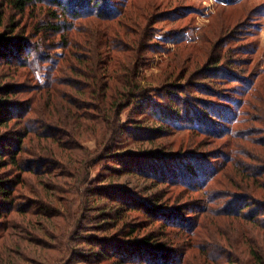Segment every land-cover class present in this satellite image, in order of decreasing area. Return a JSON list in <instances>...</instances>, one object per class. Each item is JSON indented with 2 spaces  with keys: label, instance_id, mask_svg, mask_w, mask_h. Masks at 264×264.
Wrapping results in <instances>:
<instances>
[{
  "label": "rangeland",
  "instance_id": "rangeland-1",
  "mask_svg": "<svg viewBox=\"0 0 264 264\" xmlns=\"http://www.w3.org/2000/svg\"><path fill=\"white\" fill-rule=\"evenodd\" d=\"M113 1L122 2L121 4L127 2L125 17L131 18L135 24H129L123 28L117 23H122L125 19L119 18L104 28L103 21H91L95 17L82 19V27H91L96 30L101 28L105 39L100 43L99 49H95L98 44L97 37L91 36L87 41V46L80 48V52L89 56L102 52L110 59L112 55L115 63H118V71L122 73L126 72L124 69L133 71L137 68L140 75L136 76L146 77V80L151 81H148L146 86H151V89L154 87L150 93L154 109L160 107L162 103L166 105L165 101L170 104L179 99L181 103L184 100L193 101L194 97L201 102H194V107L202 108V105L205 106L204 103L209 99L210 102L222 103L224 108L227 107V113L232 112L237 115L233 127L229 125V129L232 127L236 135L234 137L225 135V130L221 135H215L212 132L209 134L183 123L172 127L170 121L162 120L152 114L143 115L142 110L132 104L121 111L115 139H112V144L106 150L99 151V142L102 140L100 136L89 134L81 140L84 151L96 152L89 162L91 168L83 173L84 178L90 175L91 185L87 186L86 190L82 187L80 193L76 194L77 185L70 182L64 184L65 180L70 179L62 178V176L50 181L21 171L22 173L19 174H23L22 180H25L27 186H24L23 182L18 185L20 195L17 196L16 201L25 208L37 207L40 196L32 190L42 189L43 180L48 182L45 183L47 187L51 186L50 183L57 184L58 190L64 191L63 195L70 201V205L72 204L73 207L76 205L75 209L78 212L81 207L78 217L83 227L77 232L82 235L85 232L90 234L74 240L73 244L79 247L71 254L66 264H141L140 261L134 260L132 262L120 261L119 256L110 254L103 257L100 251L101 246L105 245L109 249L118 246L125 248L126 245L140 244L145 240L149 241V248L166 249L167 253L164 255L168 254L169 249L178 248L177 253L182 257L179 264H246L247 251L240 247L243 244L232 239L231 244L239 250V253L235 254L236 251L233 252L226 248L222 233H231V228L234 235H240V231H243L247 238L261 247L264 229L250 223L242 224L240 220L228 224L225 222L226 219L217 227L214 221H210V218L217 217L215 214L212 215L217 210L212 209L233 206L228 204L230 200L249 197L248 195H252L249 199L250 208L264 207V0ZM35 12L43 15L45 8H38ZM2 15L4 18H1ZM39 18L40 15L39 17L20 16L17 11L9 9L4 0H0V33L2 35L6 33L19 37L26 29L32 30V24ZM114 25H116L115 30ZM72 35L78 38L87 36L75 32H72ZM29 38L32 40L31 37ZM109 38H114L117 44L124 49L135 48L136 58L133 60L131 57L133 51H105L104 42ZM14 40H24L30 44V40L22 37L14 38ZM12 44L11 46L6 45L8 50L17 48L18 45L13 47ZM83 44L85 43L80 40L79 45L83 46ZM27 50L28 46L25 45L24 52ZM73 50L71 49L72 52ZM61 51L62 49H58V52ZM219 59H221V68L228 72L225 74L226 77L219 80L205 76L203 70ZM127 63H129L128 66L123 65ZM109 64L112 62L110 61ZM48 73L47 70L39 71V81H46ZM172 82H180V87L174 88L180 89L179 96L169 93V89L174 91L170 86ZM36 84L38 83L35 75L29 67L20 66L10 56L0 55V102L7 100L8 105H17L21 113L17 124L14 127L2 129L0 137L3 135L15 137L16 130H24L29 124L35 125L34 119H37V115L28 112L27 107L30 103L29 99L41 92ZM9 85L12 88L6 89ZM64 89L70 90L69 87H64ZM218 114L222 118L223 113ZM210 118L213 119V116ZM135 123L150 125V128L154 127L151 132L156 133L149 141L140 143L142 149L145 150L141 153H136L137 142L132 141L130 146H127L128 142H121V140H127L121 137L122 128ZM7 129L8 131H5ZM147 133L149 131H144V134ZM231 151L234 158L226 163L224 154L231 153ZM78 154L82 159L80 149ZM170 154H174V157L195 154L210 159L217 165L225 164L208 186L192 190L185 185L183 187L179 184L174 185L156 180L153 165L155 168L159 162L158 158H166ZM145 155L147 156L144 157ZM45 160L47 159L43 157L41 162L44 163ZM139 161L146 162L140 163L142 165L140 166ZM169 165L173 166V164ZM134 166H146L148 171L145 172L149 177L146 178L144 174H140L139 169L136 170ZM7 169L11 170L10 173L13 175L18 174L15 167ZM124 190L131 192L130 195L133 197H129ZM110 192L121 201L114 202L107 198ZM203 198L208 200L205 204L207 211L210 209V212H206L203 219L199 221L202 226L199 227L198 224L194 228V231L197 228L195 234L200 235V238L194 236L191 230H187L190 225L182 228L178 225L176 218L172 217L167 220L170 222H167L162 219L161 212L158 210L156 212L159 208L176 211L179 215L191 218L193 225L194 221L199 219L200 214L196 215L191 209L196 210L198 202ZM88 199L92 209L85 208ZM102 207H105L106 213L121 209L126 217L122 221H117L116 217L105 218L111 215H104L106 213L99 210ZM14 214L11 213L3 219L4 223L1 226L3 233L4 228L7 225L10 226L7 220H10ZM24 218L26 226L35 231L36 228L33 227L32 222L29 223V219L36 220L39 217L33 218L28 215ZM259 218L264 219V216ZM210 223H213L215 231L220 233L219 237L217 235L213 238L209 237ZM45 238L47 241L45 243L43 241L44 244L52 243L48 237ZM87 239L90 242L94 241L93 247H90L91 244ZM4 240L6 239L0 240V249ZM29 240L27 245L31 253V261L22 262L23 264H34L36 259L33 251L41 242L39 239ZM192 243L194 245H191ZM202 243L210 247L211 258L199 253L198 247ZM180 249L184 254L181 255ZM213 257L219 260L214 261Z\"/></svg>",
  "mask_w": 264,
  "mask_h": 264
},
{
  "label": "trees",
  "instance_id": "trees-1",
  "mask_svg": "<svg viewBox=\"0 0 264 264\" xmlns=\"http://www.w3.org/2000/svg\"><path fill=\"white\" fill-rule=\"evenodd\" d=\"M4 3L9 9L17 11L20 16L35 15L39 17L40 15L39 20L32 24V30L26 29L24 34L19 36L26 40H30L29 37H31L30 44L28 41L14 40V38H19L18 35L13 37L6 33L5 35L0 33V55L3 57L10 56L20 66L29 67L35 75L38 83L36 85L39 87L38 89H41V92L29 99L30 103L27 107L28 112L37 115V119H34L35 125L29 124L24 130H16L15 137L5 135L0 137V227L4 223V218L15 213L10 220H7L10 226L7 225L4 228V233L1 231L3 227L0 228V240L6 239L0 249V263L23 264L22 262L31 261V253L27 243H29V239H39L41 242L37 245L38 248L36 247L33 251L36 259L34 264H66L71 254L79 247L73 244L74 240L90 234L85 232L82 235L77 232L79 228L83 227L80 225V217H78L81 207L80 212H78L75 209L76 205L74 207L72 204L70 205V201L63 195L64 191L58 190L57 184L50 183L51 186L47 187L45 183L48 182L42 180V189L32 190L40 196V198L37 197L40 199L38 206L25 208L24 205L16 201L17 196L20 195L18 185L23 182V185L27 186L25 180H22L23 174H19L21 171L50 181L62 176V178L70 179L65 180L64 184L70 182L77 185L76 194L80 193L82 187L86 190V187L91 185L90 175L88 178H84L83 173L91 168L89 162L92 160L91 156L96 152L84 151L81 140L88 137L89 134L100 136L102 140L99 142V151L106 150L112 144V139H115L121 111L132 104L138 106L143 115L152 114L162 120L170 121L172 127L180 126V123H183L198 131H205L209 134L212 132L215 135H221L225 130V135L230 137L236 135L232 127L237 120V115L232 112L227 113V107L224 108L222 103L210 102V99L206 103L203 102L205 106L201 104L202 108L194 107L195 103H201L195 97L193 101L184 100L181 103L178 101L179 99L170 104L165 101L167 106L162 103L160 107L154 109L150 96L154 87L151 89V86H146V83L150 81L146 80V77L136 76L140 75L137 68L133 71L124 69L126 72L122 73L118 71V63H115L112 55L110 59L102 52L92 56L80 52V48L87 46V41L91 36L97 37L98 44L95 49H99L100 43L105 39L101 28L96 30L91 27H82V19L95 17L91 21H103L104 28L119 18L125 20L122 23H117L118 26L122 25L123 28H126L129 24L134 25L135 22L131 18L125 17L127 2L121 4L122 2H114L113 0H4ZM41 7L45 8L43 15L35 12ZM1 18L4 16L2 15ZM116 25L113 26L114 30ZM72 32L83 33L87 36L78 38L73 36ZM80 40L86 45L80 46ZM11 43H13V47L18 45L17 48L8 50L6 45L11 46ZM104 44L106 46L105 51H133L131 55L133 60L137 56L135 48L124 49L117 44L114 38L107 39ZM25 45L28 46L26 52H24ZM58 49H62V51L58 52ZM71 49H74L73 52ZM22 53L26 54L21 55ZM110 61L112 64H109ZM220 61L221 59L208 65L203 70L204 75L219 80L225 78V74L228 72L221 68ZM123 65L128 66L129 63ZM41 70L49 71L44 82L39 81L38 72ZM179 85L180 82L170 83L173 89L179 88ZM64 87H69L70 90H65ZM9 88L12 87L10 85L6 87V89ZM169 93L179 96L180 89H174V91L169 89ZM7 102V100L0 102V131L4 128L14 127L18 117L21 116L17 105H8ZM218 113H223L222 118ZM210 116H213V119ZM229 125H232L230 129ZM150 127V125L135 123L132 126L122 128L121 137L127 140H121V142H128L127 146H130L132 141H135L138 143L136 153L145 151L140 143L149 141L156 134L151 132L154 127ZM144 131H149V133L144 134ZM77 143H79L78 146H76ZM79 149L82 153V159L79 158ZM43 157L47 159L44 163L41 162ZM233 158L232 151L224 154L226 163L232 161ZM158 159V164L155 168L153 165L152 168L156 173V180L174 185L179 184L183 187L187 186L192 190L208 186L209 182L218 175V172H221L225 164L217 165L212 160L195 154H187L182 157H174V154H170L166 158ZM143 162L146 161H139L138 163L140 165ZM169 164H173L172 168ZM8 167H15L18 174L15 176L10 173L11 170L7 169ZM134 168L139 169L138 172L144 174L146 178L149 177L145 172L148 171L146 166H134ZM125 192L129 197H133L130 195L131 192ZM248 196L230 200L228 204L233 206L212 209L217 210L216 213L212 212V215L215 214L217 217L210 218V221H214L219 227L221 225L219 223H222L224 219L228 224L240 220L242 224L250 223L264 229V219L259 218L264 216V207L250 208L249 199L252 195ZM107 198L114 202L121 201L112 192L107 195ZM87 202L85 208L92 209V206H89L91 205L89 199ZM206 202L208 200L203 198L198 202L196 210L191 209L196 215L200 214L199 219H196L193 225L188 216L179 215L173 210L155 209L156 212L157 210L161 212L163 220L167 221L173 217V219L178 220V225L182 228L190 225L191 227L188 226L187 230H191L194 236H197L195 234L197 228L195 231L194 228L198 226L205 213L210 212V209L207 211ZM230 207L232 209H229ZM246 208H250V210L247 211ZM104 209L105 207L99 208L102 213H106ZM28 215L33 218L39 217L36 220L29 219V223L32 222L33 227L36 228L35 231L26 226L24 216ZM104 215H111L105 218L116 217L117 221H122L126 217L121 209H115ZM87 231L91 230L87 229ZM222 234L226 248L233 252L236 251L235 254L239 253V250L231 244L233 243L232 239L243 244L240 247L247 251L246 264H264V232L261 247L257 246L255 241L247 238L243 231H240V235H234L231 228V233ZM214 235L219 237L220 233L215 231L213 223H210L209 237L213 238ZM45 237H48L52 243L44 244L47 241ZM191 237L193 236L191 235ZM197 237L200 238V235ZM87 241L90 242L89 239ZM93 242L89 243L91 244L90 247H93ZM140 244L126 245L125 248L118 246L114 249H109L105 245L101 246L100 254L103 257L107 254L119 256L120 261H140L141 264H179L181 262L182 257L177 253L178 248L169 249L168 254L164 255L167 253L166 249L149 248L148 240L142 241ZM198 249L199 253H203L207 258L212 257L211 249L205 243H202ZM180 252L181 255L184 254L181 249ZM215 252L217 253V250ZM220 258L222 259V257ZM213 260H219V258L213 257Z\"/></svg>",
  "mask_w": 264,
  "mask_h": 264
}]
</instances>
